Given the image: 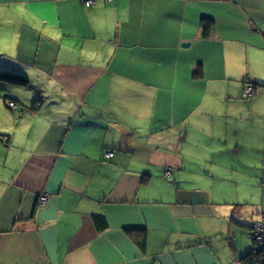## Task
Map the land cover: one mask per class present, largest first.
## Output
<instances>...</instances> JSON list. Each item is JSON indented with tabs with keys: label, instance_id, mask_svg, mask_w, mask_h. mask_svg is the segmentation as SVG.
<instances>
[{
	"label": "crops",
	"instance_id": "crops-1",
	"mask_svg": "<svg viewBox=\"0 0 264 264\" xmlns=\"http://www.w3.org/2000/svg\"><path fill=\"white\" fill-rule=\"evenodd\" d=\"M0 41L30 80L3 88L0 264H242L264 214V0H0Z\"/></svg>",
	"mask_w": 264,
	"mask_h": 264
},
{
	"label": "trees",
	"instance_id": "trees-1",
	"mask_svg": "<svg viewBox=\"0 0 264 264\" xmlns=\"http://www.w3.org/2000/svg\"><path fill=\"white\" fill-rule=\"evenodd\" d=\"M211 26H212L211 21L203 20V36H208V32L210 31ZM0 82H5V83L13 84V85L24 86V87H28L30 85V80L26 76L13 73V72H8V71H0ZM7 100L8 99L5 98L6 102H8ZM16 106L17 105L15 104L14 108H16ZM2 138H3V135L0 134V140H2ZM95 224L100 231L107 227V222L104 217H95ZM253 224L250 225V229ZM127 232H129V234L137 233L138 238L136 240L139 246L142 249L146 247V244H147L146 233L147 232L145 228H142V227L141 228H129ZM241 263L242 264H264L263 249H257V246L255 245L253 251L247 253L241 258Z\"/></svg>",
	"mask_w": 264,
	"mask_h": 264
},
{
	"label": "built area",
	"instance_id": "built-area-1",
	"mask_svg": "<svg viewBox=\"0 0 264 264\" xmlns=\"http://www.w3.org/2000/svg\"><path fill=\"white\" fill-rule=\"evenodd\" d=\"M108 1H113V0H108ZM83 4L85 6H93V4L96 2V0H82ZM255 94V88L252 85H247L244 90V97L245 98H250ZM9 106L11 108L15 107L14 102H10ZM113 156V152L108 151L105 154V157L107 159L111 158ZM171 170L169 169L167 171V175H171ZM48 202V196L46 194H43L40 199H39V205L43 206ZM250 237L252 238L253 242L257 245L260 244L264 251V215L260 217L259 220L254 222L250 229Z\"/></svg>",
	"mask_w": 264,
	"mask_h": 264
},
{
	"label": "rangeland",
	"instance_id": "rangeland-1",
	"mask_svg": "<svg viewBox=\"0 0 264 264\" xmlns=\"http://www.w3.org/2000/svg\"><path fill=\"white\" fill-rule=\"evenodd\" d=\"M4 44L5 43L1 42V45L2 46L0 47V60L3 61V62H5L4 61V57L5 58L7 57L6 56V54H7L6 53L7 48L5 47V49L3 50ZM9 67H11V66H4L0 62V71L13 72V71H11V68H9ZM4 69H10V70H4ZM13 73H15V72H13ZM5 86H13V85H10L9 83H5V82H0V116L1 115H4V114H10L11 113V110L9 109L10 107L8 106L9 107L8 108L7 107V104L5 103V96L3 94V88ZM251 203L252 204H256V208L257 207H261V203H260L259 200L253 199V201L251 200ZM243 209L246 210L247 215H249L251 217L252 216V213L251 212H252V210H255V207H253L252 205H249L248 209H247V207H244ZM247 221H248V223H251V218H248V220L246 218V222ZM244 237L248 239V241L250 242V245H252V246L254 245V242H253V240H252V238L250 236L245 235ZM256 246H257V249H262V247L260 246V244H257Z\"/></svg>",
	"mask_w": 264,
	"mask_h": 264
}]
</instances>
